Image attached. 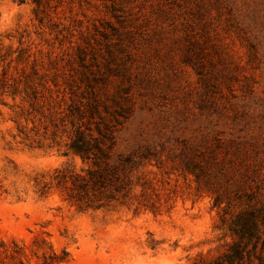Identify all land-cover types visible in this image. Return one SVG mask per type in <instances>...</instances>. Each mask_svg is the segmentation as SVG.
I'll list each match as a JSON object with an SVG mask.
<instances>
[{"label":"rangeland","instance_id":"374dc122","mask_svg":"<svg viewBox=\"0 0 264 264\" xmlns=\"http://www.w3.org/2000/svg\"><path fill=\"white\" fill-rule=\"evenodd\" d=\"M69 88L98 102L82 122L112 125L118 151L154 148L122 204L81 210L56 184L87 167L64 155ZM192 142L246 169L239 207L264 205V0H0V264L210 261L230 238L177 164Z\"/></svg>","mask_w":264,"mask_h":264},{"label":"trees","instance_id":"16d2710c","mask_svg":"<svg viewBox=\"0 0 264 264\" xmlns=\"http://www.w3.org/2000/svg\"><path fill=\"white\" fill-rule=\"evenodd\" d=\"M40 93L37 89L25 91L30 101L44 96ZM55 98L60 102L68 99L69 102L67 108L72 132L64 155L72 153L87 166L80 173L66 168L56 170V184L66 188L68 201L81 210L107 208L126 202L136 185L132 174L150 160L154 154L153 146L137 144L127 153L118 151L119 141L112 125L98 121L90 127L82 122L87 112L90 115L96 112L98 102L94 98L91 103L84 102L85 96L71 88L55 91ZM192 143L182 145L177 164L183 173L194 178L199 188L203 186L212 190V207L221 211L217 229L222 231L223 237L230 238V242L223 245V250L204 264H264V205L239 207L243 197L252 200L251 193L245 192L248 172L246 169L241 171V164L232 159H220L215 153L202 155V158L189 153L194 150ZM245 154L239 150L236 158L244 161ZM213 168L218 170V175L212 171ZM215 178L220 184L214 182ZM141 186L143 189L144 185ZM232 207L239 209L231 213Z\"/></svg>","mask_w":264,"mask_h":264}]
</instances>
